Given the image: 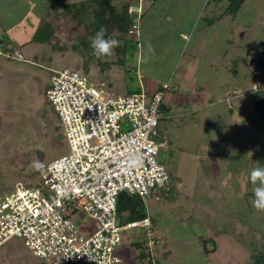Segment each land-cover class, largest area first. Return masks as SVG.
<instances>
[{"label":"rangeland","instance_id":"obj_1","mask_svg":"<svg viewBox=\"0 0 264 264\" xmlns=\"http://www.w3.org/2000/svg\"><path fill=\"white\" fill-rule=\"evenodd\" d=\"M86 1L88 13L96 0L71 4L79 9ZM46 2L0 0V39L25 58L18 63L25 67L21 74L0 79V200L18 184L38 182L48 163L70 153L47 99L57 71L84 73L114 98L170 82L164 104L171 112L163 111L159 123L166 144L158 160L172 193L148 199L157 233L183 237L180 264H253L255 252L264 254V212L252 205L249 172L264 166V121L249 93L264 89V0H147L137 47L124 64L115 55L98 59L73 51L81 27L70 16H50ZM49 26L54 35L45 40ZM182 29L186 40L177 36ZM238 94L246 101L231 107L234 114L226 100ZM222 137L230 140L228 149L216 156ZM77 221L89 234L99 228L85 215ZM141 232H126L122 264H141L130 244L144 241ZM0 264L44 263L16 240L0 252Z\"/></svg>","mask_w":264,"mask_h":264},{"label":"built area","instance_id":"obj_2","mask_svg":"<svg viewBox=\"0 0 264 264\" xmlns=\"http://www.w3.org/2000/svg\"><path fill=\"white\" fill-rule=\"evenodd\" d=\"M144 2L130 14L140 19ZM0 59L25 61L20 51L0 52ZM51 83L47 99L70 153L48 163L38 182L18 184L0 200V252L19 240L44 264H122L126 232L140 228L150 235L152 224L120 225L119 196L148 202L172 185L158 160L166 144L158 128L169 86L105 97L86 74L70 69L57 71ZM84 215L99 224L91 234L77 221Z\"/></svg>","mask_w":264,"mask_h":264},{"label":"trees","instance_id":"obj_3","mask_svg":"<svg viewBox=\"0 0 264 264\" xmlns=\"http://www.w3.org/2000/svg\"><path fill=\"white\" fill-rule=\"evenodd\" d=\"M151 1L154 3L157 0ZM117 2L115 0H96L95 3L93 2L94 6L91 3L90 8H92V12L89 10L88 13H85L89 9L88 1L83 2L82 5L80 4L81 8L78 9L76 8L75 4L69 3L68 0H49V13L50 16H70V18L74 20L75 24L81 27V34H79L80 36L78 37L79 42L72 45V49L82 56L97 58L92 54V49L90 48L89 44V37L93 36L101 27H104L106 29V36L108 38H114L120 41L121 46L115 49L113 55L118 58V64H124L127 58H129L134 53V50L137 47L138 43L134 37H137L139 33L138 23L142 20L143 15L140 19H138L136 14H130V8L134 5H137L138 0H121L118 3ZM49 27L51 29H45V35L47 37L45 40L50 39L54 35L52 27ZM0 41L4 40L0 39ZM54 48H57L58 50L66 49L65 47L61 48L55 46ZM14 52L15 50L13 48H9L7 51H4V53L11 54ZM160 90H163V88L158 89V91ZM260 90H258V87L257 89L253 88L250 93V97L257 114L264 121V89ZM141 92L142 89H138L130 92V95ZM159 132L162 136L161 140L165 141L162 132L160 130ZM171 190L169 191L172 193ZM118 215L120 225L142 221L144 219H150L152 224L150 231L154 232V224L156 219L152 218L150 215L148 202H145L139 196H131L126 193L121 194L118 199ZM135 230L136 229L129 231ZM141 230H143V232H141L142 235L143 233H146L144 229ZM146 234L143 237L144 241L136 239L132 240L130 243L132 249H135L139 252L141 264H167V255L161 253L162 248L165 247L163 239L156 236H152V238H150L149 235L146 236ZM253 260V264H264V254H257L255 252Z\"/></svg>","mask_w":264,"mask_h":264},{"label":"crops","instance_id":"obj_4","mask_svg":"<svg viewBox=\"0 0 264 264\" xmlns=\"http://www.w3.org/2000/svg\"><path fill=\"white\" fill-rule=\"evenodd\" d=\"M33 1V0H32ZM121 1V0H120ZM68 2L69 3H71V0H68ZM46 0H45V5H46ZM40 4H42L43 5V2L41 1L40 2ZM48 4H49V0H48ZM50 8V7H49ZM49 8L47 9V10H49ZM48 11H46V13H47ZM49 12H50V10H49ZM144 15V14H143ZM40 21H42V20H40ZM235 32L233 31V34H234ZM178 35L177 36H179L182 40H186V38H187V33H186V31H183V29L181 30V31H179L178 33H177ZM2 36H0V38H1ZM12 46V45H11ZM10 45L8 46L7 45V43H6V41H0V52H4V51H7L9 48H15V46L14 47H11ZM15 51L17 50V51H20L19 49H14ZM243 62H245V59H243ZM18 63L19 62H14V61H11V60H7V59H3L2 61H0V79H2L5 75H8L9 74V76H16L17 74H21V72L22 71H24L25 70V67L24 66H22V65H18ZM225 67L223 66V69H224ZM26 72H24L23 73V75H25V77L27 76V74H25ZM30 75V74H29ZM7 78L5 77V80H6ZM164 85H168L169 86V90H171L172 89V84L170 83V82H163V83H158L157 81H156V83H155V85L153 86V88L151 89V90H148V91H150L151 93L152 92H157L158 91V89H160V88H162ZM184 85H187L188 86V84L186 83V82H184ZM168 90V91H169ZM249 95H250V93H249ZM176 96H178V95H176ZM237 96V97H236ZM223 97H225V95L223 96ZM222 97V98H223ZM165 99H166V97H165ZM182 99V98H181ZM235 100H236V102H235ZM222 101H223V99H222ZM227 102H228V104L231 102V106H229V110L230 111H233L234 112V114L236 113V109L234 110L233 108H231L234 104H235V107H238V104H239V106L241 105V103L242 102H245L246 101V98L245 97H243V95L242 94H238V95H235L233 98H231V97H227V100H226ZM165 103V102H164ZM163 106H165L166 107V110H167V112L168 113H170L171 112V109L170 108H168V106H166L165 104L163 105ZM225 138H221V139H219L220 141L217 143V144H220L221 142H222V140H224ZM229 142H230V140L228 139V145H229ZM228 145H227V149H228ZM231 152V151H230ZM47 166V165H46ZM154 226H155V228H154V235L156 236V237H159V235H158V227H157V223H156V221H155V224H154ZM160 235L161 236H163V238H164V240H165V247H163L162 248V254H166L167 255V257H166V261H168V263H171V264H180L181 263V261L183 260V251H180L179 249H178V247L177 246H180L181 247V243H182V240H183V237L182 236H177V237H175V235H173L172 233H163V232H160ZM162 238V239H163ZM183 250V249H182ZM167 263V264H168Z\"/></svg>","mask_w":264,"mask_h":264},{"label":"clouds","instance_id":"obj_5","mask_svg":"<svg viewBox=\"0 0 264 264\" xmlns=\"http://www.w3.org/2000/svg\"><path fill=\"white\" fill-rule=\"evenodd\" d=\"M89 44L92 54L97 58L110 57L114 54L115 49L121 46L119 40L106 36L104 27L89 37ZM249 180L253 185L252 205L257 211L264 212V166L258 163V166L253 167L249 172Z\"/></svg>","mask_w":264,"mask_h":264},{"label":"water","instance_id":"obj_6","mask_svg":"<svg viewBox=\"0 0 264 264\" xmlns=\"http://www.w3.org/2000/svg\"><path fill=\"white\" fill-rule=\"evenodd\" d=\"M163 111H167L166 107H162ZM228 139L223 140L220 144H217L214 148V154L216 156H221L225 153L226 147H227Z\"/></svg>","mask_w":264,"mask_h":264}]
</instances>
